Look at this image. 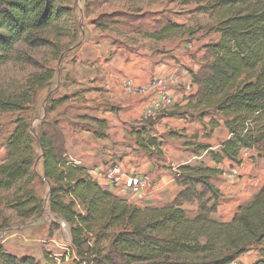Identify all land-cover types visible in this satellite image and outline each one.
<instances>
[{
	"label": "trees",
	"instance_id": "1",
	"mask_svg": "<svg viewBox=\"0 0 264 264\" xmlns=\"http://www.w3.org/2000/svg\"><path fill=\"white\" fill-rule=\"evenodd\" d=\"M70 1L0 0V59H5L18 41L35 43L33 32L70 17L74 9ZM239 1L216 0L211 6L218 18L213 28L218 38L204 45L213 57L208 74L199 80L201 69L195 78L200 86L196 104L223 117L229 134L217 151L209 150L207 144H197L195 149L209 150L215 161L228 159L237 166L243 161L242 150L252 151L249 158L253 161L264 157V6L241 9L237 7ZM176 28L178 24H168L149 36L171 35ZM53 75L52 68L34 75L29 80L30 91L44 86ZM62 99H51L50 109L53 101ZM28 101L0 92V113L22 111ZM54 121L51 130L37 133L39 154L28 119L15 118L0 162V190L31 183L40 160L43 177L50 184L49 208L69 227L75 264H230L264 240V184L229 221H220L210 216L220 197L210 179L220 170L180 165L177 180L190 185L172 203L141 208L103 188L87 168L68 160L63 152V133ZM210 122L217 124L213 118ZM94 135L105 136L98 131ZM134 135L141 151L149 156L162 154V139L149 134L146 125ZM197 184L203 186L200 194L195 191ZM207 194L209 198L204 200ZM195 197L199 208L188 215L181 203ZM10 207L26 220L40 213L41 202L30 192ZM104 236L110 243L105 253L100 244ZM0 264L39 262L33 256L7 252L0 244Z\"/></svg>",
	"mask_w": 264,
	"mask_h": 264
},
{
	"label": "crops",
	"instance_id": "2",
	"mask_svg": "<svg viewBox=\"0 0 264 264\" xmlns=\"http://www.w3.org/2000/svg\"><path fill=\"white\" fill-rule=\"evenodd\" d=\"M106 30L98 34L85 28L84 42L72 49L70 58L59 63L52 91L53 99H63L54 102L51 119L57 121L63 133L64 155L87 168L90 177L113 194L116 192L107 179L111 167H120L128 176H147V186L134 195L130 193L132 202L141 207L172 203L190 185L177 180L180 165L219 169L210 179L220 195L210 216L229 221L264 184V157L253 161L241 152L238 176L228 179L224 172L233 162H217L209 155V150L217 151L229 134L223 117L202 115L203 106L196 104L199 85L195 78L201 70L202 53L193 45L169 44L165 37L128 33L121 27L115 33ZM120 30L133 35V40L125 42L126 35ZM155 77L165 79L164 90L150 87ZM127 83L143 91H131ZM151 104H157L155 113L143 120ZM207 117L209 125L204 122ZM211 118L217 124L210 122ZM144 125L149 134L162 139L160 156H149L136 145L134 132ZM95 131L105 136L98 137ZM197 144L210 148L196 150ZM195 191L202 193L203 186L195 185ZM208 198L209 194L203 199ZM190 202L195 214L200 205L198 198L183 201L181 206L187 209L185 205ZM258 260V264H264V240L230 264H253Z\"/></svg>",
	"mask_w": 264,
	"mask_h": 264
},
{
	"label": "rangeland",
	"instance_id": "3",
	"mask_svg": "<svg viewBox=\"0 0 264 264\" xmlns=\"http://www.w3.org/2000/svg\"><path fill=\"white\" fill-rule=\"evenodd\" d=\"M215 1L71 0L69 5L74 6V9L70 17H62L52 26L33 32V38H36L35 43L18 41L14 49L8 52L7 57L0 59V92L5 96H22L29 100L22 111L0 113V159L2 160L5 154L6 139L14 127V120L17 116L28 119L34 136V149L37 153H41L37 143V133L41 129L50 128L51 130L53 122L50 109L51 99L55 96L52 88L57 81L56 73L60 67L59 63H62L65 57L70 58L72 49L84 42L85 28H92L94 32L100 34L106 29L108 32L115 33L121 27L128 33L149 36L162 26L178 24L176 31L163 37L169 44L193 45L202 53L200 64L201 69L204 70L198 76V79L202 80L203 76L208 74L207 68L213 59L204 45L218 38V34L213 30L218 18L215 11L211 9ZM238 3L237 7L241 9L264 6V0H242ZM121 33L126 35L127 41L125 42L133 40V35L123 31ZM51 68L54 70L53 78L44 86L30 91L29 80L34 75ZM205 109L203 107V111ZM205 111L208 114H215L209 110ZM204 120L207 123L208 117ZM54 134V139L58 144V134L57 132ZM35 173L36 176L31 183L24 185L16 183L10 189L0 190V244L5 251L18 257H35L39 264H75L76 255L71 245L69 227L49 208L50 184L43 177L40 160L36 162ZM110 188L114 189L115 195L126 199L131 204L135 203L132 202L130 196L141 189H122L120 185L110 186ZM30 192L35 194L41 202V211L36 216L22 220L10 204ZM193 206L192 202L185 205L188 215L194 214ZM76 208L81 210L80 206ZM100 244L105 253L110 245L109 237L104 236Z\"/></svg>",
	"mask_w": 264,
	"mask_h": 264
},
{
	"label": "built area",
	"instance_id": "4",
	"mask_svg": "<svg viewBox=\"0 0 264 264\" xmlns=\"http://www.w3.org/2000/svg\"><path fill=\"white\" fill-rule=\"evenodd\" d=\"M150 87H159L162 90L165 88V79L160 78V77H155L150 80ZM126 88L137 92L141 93L143 91L142 88L139 87H133L130 83L126 84ZM157 108V104H151L149 105L144 113H143V120L149 119L151 116L154 115L155 109ZM250 155L249 150H245L242 152L243 157H248ZM224 175L228 179H235L238 176V166H233L231 167L227 172H224ZM107 179L109 182V186L112 187H117L121 186L122 189H137V188H145L147 186L148 182V177L143 176V177H133V176H128L120 167L113 166L110 168L108 174H107Z\"/></svg>",
	"mask_w": 264,
	"mask_h": 264
},
{
	"label": "water",
	"instance_id": "5",
	"mask_svg": "<svg viewBox=\"0 0 264 264\" xmlns=\"http://www.w3.org/2000/svg\"><path fill=\"white\" fill-rule=\"evenodd\" d=\"M51 93H52V91H51Z\"/></svg>",
	"mask_w": 264,
	"mask_h": 264
}]
</instances>
